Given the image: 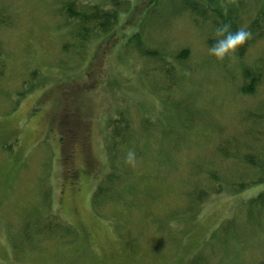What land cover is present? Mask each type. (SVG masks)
Wrapping results in <instances>:
<instances>
[{"label": "rangeland", "instance_id": "1", "mask_svg": "<svg viewBox=\"0 0 264 264\" xmlns=\"http://www.w3.org/2000/svg\"><path fill=\"white\" fill-rule=\"evenodd\" d=\"M69 1L0 0V264H264L259 224L234 219L241 201L264 191V180L209 193L194 215L184 212L198 194L193 175L216 166L219 135L249 129L242 139L264 151V123L247 117L264 106V85L247 98L238 91L240 67L264 54V39L242 59L221 61L209 54L207 30L187 13L149 14L148 0H81L118 10L113 25L83 44L63 13ZM241 1L244 22L264 6ZM135 34L175 66L170 87L160 71L170 65L142 58ZM180 49L189 51L184 63L174 59ZM144 70L168 88L154 92ZM63 101L87 118L83 156L97 164L78 182L60 176L59 131L50 118ZM120 113L139 134L125 151L137 147L139 159L117 200L97 206L93 194L110 167L107 128ZM143 117L157 127L147 141L140 139ZM238 163L223 160L217 171L238 176ZM200 181L208 187L206 177ZM70 183L80 193H71Z\"/></svg>", "mask_w": 264, "mask_h": 264}, {"label": "trees", "instance_id": "2", "mask_svg": "<svg viewBox=\"0 0 264 264\" xmlns=\"http://www.w3.org/2000/svg\"><path fill=\"white\" fill-rule=\"evenodd\" d=\"M145 5H148L147 7L150 6L148 9L149 14L153 13V11L161 14L165 11H169V14L172 17L186 13L189 14L196 25L207 30L205 43L208 48L215 43L216 28L218 26L228 24L230 25L231 31H236L241 27L246 28L250 31L251 38L245 43V45L238 49L237 57L240 59L244 57L245 52L256 40L264 39V1L262 4L263 7L260 8L261 10L257 11L255 16L247 22H244L240 18L239 10L243 5L241 0H156L154 2L148 0ZM233 5H235V7ZM138 6L139 5L134 6L132 11L137 9ZM64 9L63 13L68 16V18L75 20L76 23H73L75 34L72 38L81 43L83 42V44L92 34L107 30L117 21L118 17L117 5L115 4L112 8L105 9L100 4L72 0L65 5ZM139 36V34H135V40H137L135 44L137 45V51L142 58H147L148 60L153 61H164L166 64L170 65L160 69L161 74L166 76L167 83H169L168 87H170L175 81V71L172 69L175 66L171 65L170 61H166L164 55L158 50H148L146 44L142 45ZM188 52L187 49H180L175 53L174 59L179 62L183 61L184 63L187 61ZM146 70L152 73L154 68L147 65ZM143 72L148 79L151 78V87H153L154 92L162 93L168 88L153 83L152 77L147 75L145 70ZM239 72L240 82L238 84V91L240 95L245 98L255 95L264 85V54L260 58H257L253 65L242 64ZM259 111H264V106ZM259 111H257L258 113L251 111L247 114V117L250 119L253 118L256 122L264 123V113H259ZM245 116L246 115H244V117ZM125 118L128 117L123 113H120L118 118L111 120L108 124L106 148L110 155V167L108 173L103 177L94 194L93 202L97 206L101 205L102 202L117 200L115 197L118 195V190L123 186L127 179L133 175L135 164L139 159L133 151L137 147H133V150L128 148L127 151H125V148L129 147L128 144L130 143V140H134L139 136V134L137 137L133 135V130L130 129L129 123ZM141 124L143 125V130L140 134V139L142 141L152 139L154 136L153 133H157V127L152 126L145 117L141 119ZM260 132L263 133L260 134V136H264V128ZM248 133L249 129H245L242 132V135L247 136ZM227 135L229 134L224 136ZM242 135H239L238 137L233 135L227 138H222L223 136L219 135L221 138L215 146L216 150H213L214 152L212 153L214 156V162L216 161V166L213 170H205L196 176L193 175V178L197 180L198 194L196 199L189 202L188 206L185 207V213L194 215L198 210V205L209 193L229 190L228 188L234 184L244 186V184L240 183L243 181L255 185L263 182L264 151H256L250 145V141L246 142L242 139ZM60 146L62 145L60 144ZM228 147H231L230 150H228ZM85 149L87 151V148H84V150ZM70 150V146L65 150L63 148L61 149V158L62 161H65L62 176L64 181L68 178V182H75L79 176H86L91 170H93L94 163L88 152L87 158H85L83 156L84 151H82V157L85 159L86 166L79 174H76V172L72 171ZM241 150H243L245 154L241 155ZM128 151L135 153L134 166L126 162ZM229 154L233 157L229 156ZM257 156L261 158L263 163ZM229 158H238V167L241 169L242 174L238 176H223L217 171L220 163ZM200 176L204 179L206 177L207 182H209L208 187L202 186ZM69 191L72 190L69 189ZM244 202H246V204H243ZM240 217L243 218V223L241 225L244 227H247L250 223L256 222L259 225L254 232L258 234L264 232V191H261L256 197L249 198L239 203L234 214V219L236 220ZM252 218H256V221L251 222Z\"/></svg>", "mask_w": 264, "mask_h": 264}, {"label": "flooded vegetation", "instance_id": "3", "mask_svg": "<svg viewBox=\"0 0 264 264\" xmlns=\"http://www.w3.org/2000/svg\"><path fill=\"white\" fill-rule=\"evenodd\" d=\"M39 118L45 120L47 124L49 123L50 116L45 114L44 112L40 115ZM50 120L52 124L56 123L57 129L59 131V136L57 139L59 143L62 144V148L65 150L67 147H71L70 156L72 158V171L76 172V174H79L81 170L86 166L85 159L82 157V147L80 139L87 127V122H85L87 118L84 117L82 111L78 106H66L65 102L63 101V107L59 106L57 112L54 113V116L50 118ZM64 164L65 161L62 162L63 169ZM80 178L81 177L79 176L77 182L80 180ZM70 184L71 185L69 186L72 190V193H80L81 186L78 183Z\"/></svg>", "mask_w": 264, "mask_h": 264}, {"label": "clouds", "instance_id": "4", "mask_svg": "<svg viewBox=\"0 0 264 264\" xmlns=\"http://www.w3.org/2000/svg\"><path fill=\"white\" fill-rule=\"evenodd\" d=\"M251 38V33L246 28L241 27L236 31L230 30V25L224 24L216 28L215 43L208 48L209 54L216 59L223 61L225 58H233L237 55L238 49L245 45ZM126 162L135 164V153L129 151Z\"/></svg>", "mask_w": 264, "mask_h": 264}]
</instances>
